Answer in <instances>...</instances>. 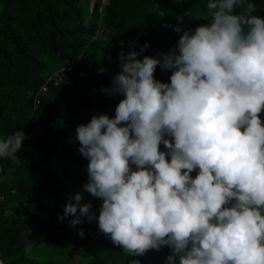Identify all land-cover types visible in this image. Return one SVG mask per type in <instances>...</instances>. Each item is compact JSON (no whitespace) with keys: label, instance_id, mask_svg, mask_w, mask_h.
<instances>
[{"label":"clouds","instance_id":"9594fccd","mask_svg":"<svg viewBox=\"0 0 264 264\" xmlns=\"http://www.w3.org/2000/svg\"><path fill=\"white\" fill-rule=\"evenodd\" d=\"M245 3L244 14L234 11ZM98 4L102 16L110 2L89 12ZM207 9L211 20L198 24L178 17L175 49L137 59L145 43L118 54L120 71L101 89L123 96L114 116L75 129L88 160L83 191L102 200L99 214L76 193L57 219H95L132 256L167 245L164 264H264V17L247 0H208ZM79 59L67 58L41 89L73 82ZM157 66L171 71L169 83L154 79ZM26 138L0 139V158L19 162Z\"/></svg>","mask_w":264,"mask_h":264},{"label":"rangeland","instance_id":"374dc122","mask_svg":"<svg viewBox=\"0 0 264 264\" xmlns=\"http://www.w3.org/2000/svg\"><path fill=\"white\" fill-rule=\"evenodd\" d=\"M3 1L0 0V30L3 24L1 17L4 13ZM121 1L133 11H129L128 16L120 24L113 25L109 32H104V38L99 37V31L96 30V40L90 45L91 48L84 47L82 51L87 57L81 61L91 60L88 70H75L79 64L81 65L79 60L71 63L73 82H76L78 86L64 80L53 91L48 90L47 96L41 88L37 90L33 98L37 101H35V107L30 111L21 129L28 138L22 141V147L16 154L19 162L0 158V208L2 210L0 211V238L7 239L6 241L20 239L19 242L9 243L13 246L18 243L16 249L7 246L5 251H0V264H130L133 259L138 260L139 264H164L166 257L170 255V248L165 245L159 251L149 249L142 255L132 256L123 251L122 246L114 245L105 234L101 233L95 219L89 222L82 218V223L76 226H70L68 223L72 216L62 221L57 219L58 216H63V207L70 194L83 193L81 203H90L91 211L95 216H98V209L102 204L100 198L83 191L82 186L87 183L88 160L78 151L79 142L71 131L75 130L77 125L86 124L91 119L79 114L83 108L92 110L91 117L99 114H107L109 117L112 115L99 94H91L83 87L85 85L89 87L97 73L102 72L105 60H108L105 73L113 78L120 71L118 54L121 50L125 54L132 50L139 52V46L147 43L149 47L137 57L142 59L145 55L157 56L176 47L168 45L166 37L169 32H176L175 27L180 26L178 17L181 18L183 15H180L178 4L183 0ZM95 2L96 0H79L76 4V7L81 9L80 16L85 17L82 24L76 23L72 26V29L77 31L78 38L81 34L88 33L81 30L85 27V21L87 28L95 32L96 27L88 23V14L95 6ZM247 2L252 3L253 0H247ZM245 8L246 3L235 7L234 11L244 14ZM252 14L264 17V11H258L257 7ZM189 17L187 15L186 18ZM203 19L211 20L209 9L204 12ZM120 25L128 26L126 29H120ZM108 39L110 40L107 41ZM105 43L120 49L110 53L106 48H98L99 45H106ZM64 45L69 46L70 43ZM0 46L7 48L5 36L1 32ZM57 51L64 61L67 58L72 59L69 55L73 54V51L67 53L59 49ZM8 57L9 55L0 53V60ZM63 65H59V68H63ZM30 72L26 70L12 80L14 83L17 82L15 90L22 96H24L25 87L36 84L30 82L33 81V78L29 76ZM169 74H171L170 70H161L158 67L153 75L154 79L162 81L164 76ZM116 97L118 102L123 99L122 95H116ZM259 116L264 123V110ZM76 117L79 119L72 125L69 124L70 129L66 131L57 133L47 125L50 118H57L61 125L67 126V123ZM8 134L0 131V139H5ZM26 147H29V150L25 149ZM60 149L64 155L58 154ZM163 149L164 146L161 144L160 150ZM132 167L134 169L135 166ZM196 172L197 170L194 169L190 175L194 177ZM27 175L42 177L35 185L38 191L39 187L45 183L33 200L34 204L28 202L30 192L25 184ZM78 229H83V237L77 234Z\"/></svg>","mask_w":264,"mask_h":264},{"label":"trees","instance_id":"16d2710c","mask_svg":"<svg viewBox=\"0 0 264 264\" xmlns=\"http://www.w3.org/2000/svg\"><path fill=\"white\" fill-rule=\"evenodd\" d=\"M77 2L79 0L3 1L2 10L4 13L1 16L3 24L0 32L5 36V45L7 48L0 46V53L9 55L8 58L0 60V131L3 134L21 131L30 115V111L35 107V100H33L35 92L59 69V65H63L66 62V60L64 61L59 57L57 49L65 53L73 51V54L69 55L72 59H77L81 56L78 61L81 62V65L78 63L79 66L76 69L78 71L83 69L87 71L88 67L91 66V60L81 61V59L87 57L82 51L84 47L91 48L90 43H93L92 38L96 36L98 27L101 26L107 33L113 25L120 24L128 16L129 11H133L131 7L125 6L121 0H111L110 6L105 9L104 14L101 16L98 11L100 6L98 4L95 12H89L88 14V23L96 27L95 32L93 33L87 28L85 21V27H82L81 30L88 31V33L81 34L78 38L77 31L73 30L72 26L76 23L82 24L85 17L80 16L81 9L76 7ZM207 2L208 0H183L182 3L178 4L180 15L185 17L189 15L193 24H198L205 20L203 19V15L206 11ZM252 3L256 5L258 11H264V0H253ZM140 21L143 22L142 19ZM127 26L120 25L119 28L126 29ZM177 35L179 38L181 33L178 32ZM175 36L176 32H169L166 37V43L171 47L176 46ZM90 40L92 41L90 42ZM68 43H70L69 46L64 45ZM105 44L99 45L98 48H106L110 53H115L114 50L120 49V47L111 46L110 43ZM54 62L58 63V65ZM104 63L102 72H98L97 75L100 73L99 76L96 75L92 84L84 90L91 94H99L105 101L107 110L114 116L115 107L119 103L116 94L108 95L101 92L102 88L111 87L110 81L112 80L111 76L109 77L105 73V66L108 64V60H105ZM26 70L31 71L29 76L33 78V81L30 82L36 84L35 86L25 87V93L22 96L15 90L17 82L14 83L12 80L16 77L18 78ZM170 75L164 76L161 82L169 83ZM53 90L51 86L50 91ZM43 92L47 96L48 90ZM69 111L73 110L69 109ZM90 113H92V110L85 108L79 112L80 115L91 118ZM56 119L50 118L47 125L50 129L58 133L69 130V124L72 125L79 118L76 117L71 119L72 121L69 120L70 122L67 123V126L61 125L60 121ZM71 132L75 137V130ZM25 149L29 150V147ZM58 154L64 155L61 149ZM80 164L82 165V163ZM41 178L40 175L38 177L35 175L26 176L25 184L30 192L28 199L30 204H34L33 200L38 196V192L40 193L41 187L45 185L43 183L38 191L35 185ZM6 240L0 238V251H5L7 246L16 249L18 243L14 246L9 243L20 241L19 238L9 239L10 241Z\"/></svg>","mask_w":264,"mask_h":264},{"label":"built area","instance_id":"2783aa9c","mask_svg":"<svg viewBox=\"0 0 264 264\" xmlns=\"http://www.w3.org/2000/svg\"><path fill=\"white\" fill-rule=\"evenodd\" d=\"M102 1V9H103V6L107 5L110 0H101Z\"/></svg>","mask_w":264,"mask_h":264}]
</instances>
